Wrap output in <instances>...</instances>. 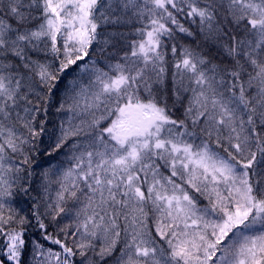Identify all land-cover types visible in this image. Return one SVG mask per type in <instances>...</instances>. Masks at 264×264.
I'll return each mask as SVG.
<instances>
[{
    "label": "snow or ice",
    "instance_id": "6c2138e0",
    "mask_svg": "<svg viewBox=\"0 0 264 264\" xmlns=\"http://www.w3.org/2000/svg\"><path fill=\"white\" fill-rule=\"evenodd\" d=\"M182 16L215 55L172 45L178 119L164 38L195 37ZM64 80L67 115L48 133ZM45 134L69 166L56 200L33 198L27 216L15 198L37 191ZM0 264H264V0H0Z\"/></svg>",
    "mask_w": 264,
    "mask_h": 264
},
{
    "label": "trees",
    "instance_id": "16d2710c",
    "mask_svg": "<svg viewBox=\"0 0 264 264\" xmlns=\"http://www.w3.org/2000/svg\"><path fill=\"white\" fill-rule=\"evenodd\" d=\"M182 22L185 24V27H189L190 30L194 31L196 33L195 37H187L183 33H176L175 37L171 40H169L167 37H165V43L167 45L166 51H167V56L166 59L168 60V68H169V77L166 81V86H167V97H168V108L173 116V118H178V119H184V111L185 108L187 107V100H183L181 103L174 104V98L171 95V71L172 69V53H171V47L173 44H175L178 48L177 55H179V48L181 45L184 46H189L194 49H198L202 51L205 54H208L210 51L215 55V49L211 47V45H205V42L203 41V38L200 36L197 25L192 24L190 19L186 20L183 16L180 17ZM142 25L139 23L135 24H130L121 30L125 33L127 36V39H119V51L120 54L122 55L124 51H130L129 44L133 39H138L135 35V29L141 27ZM99 30V29H98ZM112 29L109 27L106 29V31H111ZM118 39V38H117ZM94 48H97V45L94 43L93 44ZM112 51H115L116 49H110ZM91 51V49H90ZM108 53L104 52L101 53L100 51H96L93 53V59H95L98 64L101 67H104L106 64L105 57H107ZM215 59L218 61L219 57L216 56ZM115 63V60L112 61ZM107 70V69H106ZM75 75V74H73ZM87 74H84V82H87ZM68 86L67 80H64L60 85L59 89L56 91L55 96L53 97V100L51 101L48 109V113L46 116H43L42 118L46 121L45 123V128L48 130V133H51L53 131H56L58 133L59 125L64 120L66 117L67 113L66 112H58L57 111V105L61 102V100L64 97V89ZM154 87H158L157 85H154ZM140 94L142 98H147V93L143 90V88L140 89ZM190 95V94H189ZM100 113H97V116H99ZM87 120H91V117H85ZM112 119V117H108V119H105L102 121V125H106L109 120ZM79 122V120H77ZM190 124V121H189ZM83 139H87V137H82ZM203 138V137H202ZM51 139L49 134H45L42 137L38 139L36 142V151L33 152V167L35 168V174L32 177V188H35L37 191H32L30 189L29 195H24L23 193H19L16 196V203L19 206L20 209H23L22 214L31 216L32 214V204H33V198L39 199L40 197H44L45 200L51 199V201L56 200L57 192L60 190V178L63 174V170L67 169L69 166V161L68 157L65 154L66 150L61 149L59 152H54L52 155H47L45 153V149H49V145L51 144ZM50 150V149H49ZM41 153H45L41 155ZM48 171L49 177L48 179L51 181L48 186V192H44L42 188V183L44 182L42 180V176L44 171ZM192 195L197 197L198 203L201 207L205 206L207 204V200L203 197L200 196L199 193L194 192V190L189 189ZM37 192H39V196H37ZM79 195V193H78ZM75 203L74 199L69 197L67 200L66 207L69 209H72V205ZM74 209L72 210V214L74 215ZM69 220L64 218V214H61V224H68ZM121 226H123V219L119 221ZM147 227L151 230L154 231L155 225L153 222V216L150 214L148 217V225ZM28 235H39L38 233L34 232L33 228L29 227ZM123 237L121 238V240ZM158 239V237H157ZM122 246L118 245L119 247ZM55 247V246H54ZM166 247V246H165ZM115 255H119V251L115 253Z\"/></svg>",
    "mask_w": 264,
    "mask_h": 264
}]
</instances>
